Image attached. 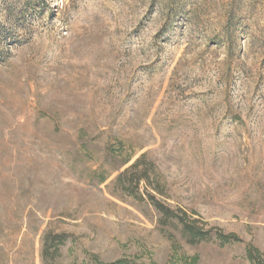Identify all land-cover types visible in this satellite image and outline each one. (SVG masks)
I'll return each mask as SVG.
<instances>
[{"label": "rangeland", "instance_id": "obj_1", "mask_svg": "<svg viewBox=\"0 0 264 264\" xmlns=\"http://www.w3.org/2000/svg\"><path fill=\"white\" fill-rule=\"evenodd\" d=\"M143 152L205 240L114 190ZM45 232L64 237L53 259ZM250 248L264 260V0H0V264H253Z\"/></svg>", "mask_w": 264, "mask_h": 264}, {"label": "trees", "instance_id": "obj_2", "mask_svg": "<svg viewBox=\"0 0 264 264\" xmlns=\"http://www.w3.org/2000/svg\"><path fill=\"white\" fill-rule=\"evenodd\" d=\"M131 159L132 157L129 154L121 160V165H128L116 174L113 182L114 190L132 196L139 202L145 201L151 204L160 214V223L166 224L168 221H174L175 224L181 225L182 235L186 237L187 242L196 243L205 240L209 235V230H204L198 226L197 220L190 219L182 209L172 208L156 197V195H165L164 183L154 171V164L147 159L146 153H141L132 162H130ZM104 179L103 176L101 181H104ZM218 238L222 244L238 239L234 234H223L221 232H218ZM63 241V234L45 232L42 236L40 252L42 260L53 259L58 252V244L63 243ZM247 258L253 264H264V260L260 258L258 251L253 248L247 250ZM110 264L128 263L123 260H116Z\"/></svg>", "mask_w": 264, "mask_h": 264}]
</instances>
